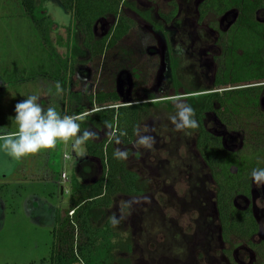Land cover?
I'll list each match as a JSON object with an SVG mask.
<instances>
[{
	"label": "flooded vegetation",
	"instance_id": "1",
	"mask_svg": "<svg viewBox=\"0 0 264 264\" xmlns=\"http://www.w3.org/2000/svg\"><path fill=\"white\" fill-rule=\"evenodd\" d=\"M118 10L133 21L145 58L155 66L136 101L128 72L130 86L123 83L129 93L120 88L121 99L130 101L123 105L145 104L139 121L146 117L143 135L152 141L126 150L125 167L137 176L140 192L116 195L119 222L105 219L98 227L113 233L107 264H264V181H254L250 162L239 160L250 150L247 128L231 124L264 118V0H120ZM115 20L112 14L97 19L94 37H105ZM78 56L75 76L86 83L94 72L89 53ZM176 97L186 105L196 99V127L176 130L164 118L175 115ZM252 97L258 115L250 114ZM202 131L214 142L213 152L221 151L211 163L202 157ZM258 165L264 169L263 161ZM48 254L37 264H51V247Z\"/></svg>",
	"mask_w": 264,
	"mask_h": 264
},
{
	"label": "trees",
	"instance_id": "2",
	"mask_svg": "<svg viewBox=\"0 0 264 264\" xmlns=\"http://www.w3.org/2000/svg\"><path fill=\"white\" fill-rule=\"evenodd\" d=\"M119 1L58 0L81 36L79 47L73 43L71 32L67 29V55L62 59L49 37V30L54 25L51 16L36 4V0H19L23 14L29 18L45 55L50 61L58 63L54 64V70L52 63L47 70L40 73L60 83L62 91L59 114L82 116L83 119L78 120L82 131L88 128L97 132L108 131L101 139L94 140L90 137L82 144L85 155L99 160L101 174L91 184L81 183L74 175L70 176L66 216L58 220L57 227L51 232V264H107L105 257L113 233L108 228L93 226L92 221L100 215L103 208L111 205L114 196L140 192L135 173L126 169L123 159L114 156V144L117 137L124 146L132 142L146 106L141 103L123 105L116 90V78L123 71L130 74V97L132 101H136L141 89L150 86L155 66L145 58L144 46L139 40L140 34L133 21L119 12ZM107 14H112L116 22L105 37L96 39L93 35L94 22ZM84 50L89 53L86 62L94 71L86 83H82L74 71L77 62L75 57L82 55ZM173 94L179 95L182 92L175 90ZM238 95L243 97L241 93ZM81 97L85 103L78 104ZM195 100L188 99V105L193 110ZM249 106L250 114L258 115L256 98H251ZM231 124H238L242 129L247 128L250 134V150L247 154L243 153L239 160L250 162L252 170L259 169V162H264V118L252 119L247 126L245 122ZM201 140L199 145L202 146V157L211 163L215 160V155L220 156L221 151L218 149L213 152L214 142H211V137L204 131L201 132ZM71 211L73 214L68 217L67 214Z\"/></svg>",
	"mask_w": 264,
	"mask_h": 264
},
{
	"label": "rangeland",
	"instance_id": "3",
	"mask_svg": "<svg viewBox=\"0 0 264 264\" xmlns=\"http://www.w3.org/2000/svg\"><path fill=\"white\" fill-rule=\"evenodd\" d=\"M36 4L54 21V25L49 30V37L62 59L67 55V29L71 32L73 43L81 46V36L74 28L70 15L63 10L58 0H36ZM100 27L99 24L98 34L102 32ZM76 58L82 60L83 56ZM49 64L53 65L52 70H54V64L58 63L50 61L45 55L29 18L23 14L19 0H0V126L7 131L12 132L16 129L12 119L15 103L26 99L29 95H38L39 103L43 107L52 106L58 113L60 112L61 93H56V82L40 73L47 70ZM164 67L163 59L161 69ZM75 70L78 71L77 66ZM160 71L162 74L163 70ZM80 76L84 82L86 75L80 74ZM119 77L122 80L121 90L127 91L129 87L124 85L123 81L129 80V75L123 71ZM158 85L157 82L156 86ZM122 98H125L124 101H129L126 96ZM81 103H85L82 97L78 101V104ZM164 118L169 119V117ZM146 121L144 116L139 121L131 146L115 142V149L131 152L137 146H144L136 143L147 131ZM87 130L96 133L91 137L94 140H99L108 134V131L97 132L93 128ZM135 140L136 143L133 142ZM80 150L83 151L82 145L72 148L71 141L68 144L58 142L53 149L41 150L24 159L21 158L20 162L17 161L15 169L12 166L15 159L0 152V264H37L40 260H47L52 245V229L57 227L58 220L65 218V211L68 209L69 199L66 190L70 175H74L81 183L89 184L101 174L98 159L87 158L83 153L74 155ZM65 153L68 155L65 156ZM130 162L127 160L129 165ZM71 164H74L72 168H68ZM25 167L27 172L23 175ZM65 169L68 170L64 171ZM47 170H50V176L52 175L51 181L46 177ZM10 171L14 173H9ZM21 175L22 179H20ZM63 175L66 181L64 183ZM115 202L114 196L113 205ZM117 204L119 207L122 206L119 201ZM113 205L108 208V213L105 212L103 216L94 218L95 226L101 227L105 219L113 218L116 204ZM112 229L118 235L122 234L125 237L117 227Z\"/></svg>",
	"mask_w": 264,
	"mask_h": 264
},
{
	"label": "clouds",
	"instance_id": "4",
	"mask_svg": "<svg viewBox=\"0 0 264 264\" xmlns=\"http://www.w3.org/2000/svg\"><path fill=\"white\" fill-rule=\"evenodd\" d=\"M177 51L182 53L183 49L177 46ZM55 89L58 94L62 91L59 82H56ZM39 100L38 95L32 94L15 103L12 119L16 129L9 132L0 126V152L13 159H21L41 150L53 149L58 142L68 144L71 141V147L76 148L96 135L90 130H81L77 121L82 120V116H62L55 107H43ZM174 100L177 101V111L169 119L175 129L183 130L196 127L193 108L180 102L179 97L174 98ZM108 126L110 127V125ZM151 141V137L142 136L138 143L151 147ZM116 143H119L118 137ZM67 155L65 153V156ZM127 155L126 151H119L118 149L114 151V156L120 159H125ZM251 177L254 181H264V169H254ZM118 222L115 217L112 218L114 225Z\"/></svg>",
	"mask_w": 264,
	"mask_h": 264
},
{
	"label": "crops",
	"instance_id": "5",
	"mask_svg": "<svg viewBox=\"0 0 264 264\" xmlns=\"http://www.w3.org/2000/svg\"><path fill=\"white\" fill-rule=\"evenodd\" d=\"M84 151H78V152H75L74 153V155L76 154V153H83ZM24 159V158H23ZM66 159H68V158H66ZM19 160V162H20V159H15V162L12 164V166H14V169H15V167H16V164H17V161ZM26 162V161H25ZM81 162V161H80ZM74 164H71V165H69V167L68 168H72V166H73ZM66 168H67V166H66ZM26 169V170H25ZM25 169H22L23 171L25 170V172H23L22 174L24 175V174H26V172H27V168L25 167ZM68 169H65L64 171H67ZM12 171H14V170H12ZM12 171H10L9 173H14V172H12ZM48 171V173L46 174V177L48 178V180H50L51 181V178H52V175L50 176V170H47ZM43 172V171H42ZM72 175V174H71ZM70 175V176H71ZM41 178L43 177V173L41 174V176H40ZM51 177V178H50ZM23 177H22V175H21V178L20 179H22ZM50 178V179H49ZM67 180V179H66ZM58 182V181H57ZM63 183L64 182H66V181H62ZM68 182H69V179H68ZM67 182V183H68ZM58 183H60V182H58ZM67 192V195H68V188H67V190H66Z\"/></svg>",
	"mask_w": 264,
	"mask_h": 264
},
{
	"label": "water",
	"instance_id": "6",
	"mask_svg": "<svg viewBox=\"0 0 264 264\" xmlns=\"http://www.w3.org/2000/svg\"><path fill=\"white\" fill-rule=\"evenodd\" d=\"M128 81H129V86H130V79ZM120 88H121V85H120L119 81H117L116 90H117V93H118L119 96H121ZM129 91H130V89L127 90V93H129ZM128 102L129 101L122 100V103H128ZM260 104H261V106H264V99L260 100Z\"/></svg>",
	"mask_w": 264,
	"mask_h": 264
},
{
	"label": "built area",
	"instance_id": "7",
	"mask_svg": "<svg viewBox=\"0 0 264 264\" xmlns=\"http://www.w3.org/2000/svg\"><path fill=\"white\" fill-rule=\"evenodd\" d=\"M65 158H67V157H65ZM63 180L65 181V176L63 175ZM69 214H71V212H69Z\"/></svg>",
	"mask_w": 264,
	"mask_h": 264
}]
</instances>
